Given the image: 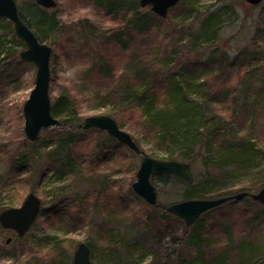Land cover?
Returning a JSON list of instances; mask_svg holds the SVG:
<instances>
[{
  "label": "rangeland",
  "instance_id": "1",
  "mask_svg": "<svg viewBox=\"0 0 264 264\" xmlns=\"http://www.w3.org/2000/svg\"><path fill=\"white\" fill-rule=\"evenodd\" d=\"M54 1L56 7L47 12L55 14L60 30L49 43L51 103L60 96L70 99L79 123L90 116H110L131 135L141 155L100 130L73 131L74 141L62 148L65 131L58 127L43 130L35 142L26 139L22 107L36 68L20 59L24 45L11 23L0 18V177L6 181L0 183V213L20 207L29 193L41 202L37 220L23 237L0 227V264H72L80 243L88 246L93 264H191L193 257L201 264L219 259L223 264H264V206L249 197L206 212L199 220L203 240L196 246L190 241L192 228L185 229L177 217H165L163 208H152L135 195L132 184L142 156L167 160L171 153L176 161L183 155L194 157L190 149L196 151L204 142L201 133L211 123L196 129L197 122L187 127L178 120L180 128H169L167 145H160L143 110L132 103L121 105L117 92L142 83L136 79L139 69L163 66L172 81L179 78L176 68L189 69L191 78L200 80L192 82L188 107L205 111L203 122L226 125L209 140L217 147L227 145L226 136L234 143L251 139L258 153L244 169L219 161L209 150L196 159L194 180L187 187L169 181L163 185L152 175L161 206L185 201L191 187L205 193V199L240 190L257 193L264 182V0L257 6L231 0L221 14L228 4L224 0H188L195 7L181 0L166 18L155 17L146 33L125 37V51L112 38L123 26L120 16L107 15L90 0ZM209 14L217 18L218 32L206 51L219 50L212 55L219 65H211L213 75L208 76L199 68L192 72L190 65L205 58L197 51L208 40L197 39L196 30ZM103 67L106 74L100 71ZM155 93L160 107L156 114L171 116L173 96L161 89ZM114 103L120 119L112 114ZM188 140L195 141L189 149ZM23 155L27 164L16 169Z\"/></svg>",
  "mask_w": 264,
  "mask_h": 264
},
{
  "label": "trees",
  "instance_id": "2",
  "mask_svg": "<svg viewBox=\"0 0 264 264\" xmlns=\"http://www.w3.org/2000/svg\"><path fill=\"white\" fill-rule=\"evenodd\" d=\"M20 18L23 20V22L33 31L34 35L37 37V39L45 43L49 46V43L51 42V39L53 36H55L59 30H60V23L57 20L55 14H49L47 12V9L42 8L38 6L35 3V0H15ZM20 1V2H19ZM92 3L102 11H104L107 15H112L114 18L120 16V21L123 23V26H121L118 29V33L114 34L112 38L114 41L121 47L122 50H127V46H129V42L125 40V37L130 38L132 33L134 34H143L146 33L150 27V24L152 20L157 17L155 16L150 10H147L145 8H141L139 6V0H90ZM186 2L188 0H185ZM231 0H224L225 3H228L224 9L220 10L221 13H227L228 9L230 8L229 2ZM192 3L193 7H195L194 2ZM195 15L196 11L193 9ZM159 18V17H158ZM217 18L214 19V14H209L207 18H205L202 23H200V30H196L199 37L197 39H200L201 37L206 38L208 41L207 44H203L202 47L197 51L199 53V56H204L205 58L196 60L195 63H192L193 69L192 72H194L195 68H199L202 73L209 72L207 75H213L211 73L212 66L211 65H219L218 63H213L212 55L216 52H219L218 49H209L207 50V47L210 46L212 41L216 40L217 32H218V26H216ZM8 27L11 29V26L9 23H7ZM190 27H188L189 29ZM120 31V32H119ZM125 31V32H124ZM124 32V33H123ZM196 34V33H195ZM13 38H15L13 36ZM166 56L163 57V61H160L162 64L165 60ZM223 59V58H222ZM155 62L156 61H152ZM234 62V61H233ZM245 61H242V64H244ZM160 64V65H161ZM221 67H225V61L220 62ZM177 66V65H176ZM179 67V66H177ZM210 68V69H209ZM155 68H152L151 71H153ZM140 71H137L135 74L138 75L136 79H138L141 84H137L136 86H122L121 89H119L117 92L121 95L119 97L121 99V105H127V104H135L138 107H140L144 115H146V120L157 129L156 137L159 142H157L160 145H167V139H168V133L169 128L176 127L179 129L180 127L177 125L178 120L184 121V124L189 127L193 126L192 124H195L197 122V128L199 126L203 125L204 123L208 124L211 123L208 128H205L206 131L201 133L202 138L204 142L197 145V150L194 151L193 149H190V153H194V157H190L189 155H183L181 158V162H186L190 165L191 170H196L195 161L198 157H203L206 152L209 150L215 151L217 154V159L219 161H222L224 163L226 162H232L236 164V166L240 167L242 166L244 169H247L251 166L250 162H252L253 159L256 158L258 155L257 152L253 151V145H250V140L247 139L245 142L240 143H234V141H231L228 139V137H225V142L227 143L226 146H223L222 143L218 145L217 147L213 144L212 140H209L212 138H217L219 136L220 130L224 129L226 127L225 124L222 122H218L216 120L211 119L210 121L207 120L205 122L204 119L206 117L205 111H193L188 107V100L190 98V89L193 88L192 82L196 80H200V77L198 78H191L193 76V73H188L187 71L189 69L182 68H176L178 72V79H172L168 78L171 77L168 73L166 75L164 67L157 68L153 73L151 71H146L144 69H139ZM101 73L106 74L107 69L103 67V69H100ZM197 72V71H195ZM157 86H159L157 88ZM197 85L195 84V87ZM194 87V88H195ZM198 87V86H197ZM196 87V88H197ZM165 88V89H164ZM161 89L168 91L172 96V104H173V111L174 113L171 116H164L160 117L159 114H156L158 109L160 107H157V99H156V93L155 90ZM169 89V90H168ZM196 90V89H195ZM178 98V99H177ZM104 101H107V99ZM73 103L70 99L64 96L58 97L55 102L52 103V116L53 117H60L58 120L60 122V125L58 128L64 130V139L60 140L59 147L62 148V146L69 145L70 142L74 141V132H78L81 129L78 128L79 120L76 118V113L73 109ZM113 111L112 113L115 117H119V114L117 112L115 103L112 105ZM116 112V113H115ZM120 119V117H119ZM75 120V121H74ZM115 120V119H114ZM116 121V120H115ZM117 123V121H116ZM94 131H97L96 129H91ZM45 131V130H44ZM88 131V130H87ZM77 134V133H76ZM183 138V137H182ZM185 139V137L183 138ZM208 139V141H207ZM193 140V136H192ZM188 140V143L185 144V147H188V149L191 146H194L195 141ZM206 142V143H205ZM239 142V141H237ZM62 144V145H61ZM70 144V145H71ZM58 147V149H59ZM68 149V148H67ZM69 151H71L69 149ZM254 155V156H253ZM167 160H175L173 154H169ZM27 164V157L26 155H23L19 158V164L15 166L16 169L21 168ZM85 167H90V165H85ZM91 168V167H90ZM93 169V168H92ZM154 178L157 179L159 182H161L163 185L167 181L169 183H173L174 185H178L172 175L165 171L155 172L153 174ZM197 178V176H196ZM194 180V176H193ZM163 181V182H162ZM6 182L5 179L0 177V183ZM1 183V184H2ZM9 182H7L8 184ZM5 184V183H4ZM10 184V183H9ZM9 186V185H7ZM180 186V185H179ZM182 187V186H180ZM261 187H264V182ZM189 188V187H188ZM190 190L185 193L184 198L185 200L189 199H195V200H202L205 199V193H196L198 192L195 187L189 188ZM249 193V191L240 190L236 192L238 193ZM233 194L231 193H220L217 196H214L216 198H223L227 196H231ZM210 199V198H208ZM249 201V199H245ZM161 205V204H160ZM156 208V207H152ZM162 208V207H161ZM164 209V208H163ZM165 210V209H164ZM212 211V210H211ZM210 212V211H208ZM207 212V213H208ZM206 213L200 216H204ZM165 217H169L171 214L165 212L163 214ZM200 218L198 221L192 225L193 232L190 236V241L193 243V245H196L200 242H202L201 233H200V226L201 221ZM201 229V228H200ZM199 230V231H198ZM197 246V245H196ZM194 247V246H193ZM196 250V248L194 247ZM214 262V261H213ZM223 259H219L217 264H223ZM191 264H201V260L197 257H193L191 260ZM213 264V263H210Z\"/></svg>",
  "mask_w": 264,
  "mask_h": 264
},
{
  "label": "water",
  "instance_id": "3",
  "mask_svg": "<svg viewBox=\"0 0 264 264\" xmlns=\"http://www.w3.org/2000/svg\"><path fill=\"white\" fill-rule=\"evenodd\" d=\"M180 1L139 0V6L141 8L149 7L154 15L166 18L169 10ZM262 1L246 0L248 4L253 6H257ZM35 3L45 9L56 7L54 0H35ZM0 18H4L11 23L15 36L24 45V49L19 53L20 59L33 64L36 68L33 89L22 107L25 137L30 142H35L40 132L60 125L58 119L52 116V103L49 95L52 48L40 42L33 31L23 22L15 0H0ZM78 128L81 130L96 129L103 131L118 143L141 155V151L131 135L120 129L116 121L110 116L87 117L78 125ZM160 171L170 173L174 181L182 187L190 186L193 183V173L189 164L176 160H156L142 156L136 173V181L132 184V190L148 205L164 208L167 213L177 217L187 227L194 225L204 213L230 200L239 201L249 197L252 201L264 206V187L257 193L244 192L223 198L185 200L166 207L161 206L158 203L157 189L151 183V176ZM40 209V200L33 193H29L20 207L5 209L0 213V227L13 231L21 238L37 220ZM10 241L11 238H8L6 244H9ZM72 264H93L90 260L89 248L85 243H80L77 246L73 254Z\"/></svg>",
  "mask_w": 264,
  "mask_h": 264
}]
</instances>
